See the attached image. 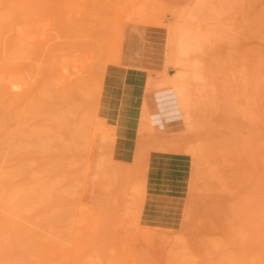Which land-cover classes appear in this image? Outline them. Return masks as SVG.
I'll return each instance as SVG.
<instances>
[{
	"label": "rangeland",
	"instance_id": "obj_1",
	"mask_svg": "<svg viewBox=\"0 0 264 264\" xmlns=\"http://www.w3.org/2000/svg\"><path fill=\"white\" fill-rule=\"evenodd\" d=\"M72 18L39 38L70 62L74 113L44 124L58 138L41 154L28 138L13 146L26 155L0 157V192L35 201L25 219L0 198V264L264 257V237L240 233L264 213V0H74ZM31 54L27 78L48 55Z\"/></svg>",
	"mask_w": 264,
	"mask_h": 264
},
{
	"label": "bare ground",
	"instance_id": "obj_2",
	"mask_svg": "<svg viewBox=\"0 0 264 264\" xmlns=\"http://www.w3.org/2000/svg\"><path fill=\"white\" fill-rule=\"evenodd\" d=\"M73 8L74 0H0V157L14 153L21 156L26 155L22 150L13 146L23 144L28 138L36 142L38 149L36 148L35 152L41 154L44 151V147L52 142H55L57 137L56 134V136L54 135L55 137L51 135L45 125L49 124L48 126H50V123H53L55 126L60 125L62 118H70V115L74 113V88L72 83L67 80L68 73L61 72L64 71L62 69H65L66 71L70 62L69 60H66L63 63H60L57 56L49 54L50 50L48 51L47 48L43 49V46H46L44 43L47 42L48 39L42 43L43 41L41 42L40 40L44 37L41 39L39 38L42 35L45 36L42 31V25H44V21L46 20L45 16H47L49 20V22L46 20L48 22V26L52 24H50V22H53V28L50 26L53 35L56 36L59 34L58 31L61 30L65 33L70 32L73 26ZM46 21L45 24L47 23ZM55 27L57 29L60 28L61 30H57ZM43 30L45 31L46 29L43 28ZM44 50L48 55H46ZM39 52L46 55V72L42 69L43 65H41L45 64L44 56L41 58V55L38 54L41 59L36 57V59H39L38 61H40L39 64L37 63V66H35L37 60L35 62V60H33L35 58L30 57L35 62L31 61L35 65H31L32 63H30L32 68L34 66L33 76L27 78L28 76L26 77L24 73L23 76L21 73L23 65H21L22 68L19 69L17 64H19V61L23 62L25 59L30 61L29 54L32 53L31 55H33ZM66 58H68V56ZM24 64V67H26L27 63ZM43 73H45L46 76L40 75ZM35 75H40V78L38 77L39 80H36V77H34ZM41 78L42 81L40 83ZM32 79L36 82L39 81L37 84L40 83V86L38 87L37 85L36 87L38 88L35 87L34 91L33 88L32 91H28L26 86L29 87L27 84H29ZM32 85L34 86V81ZM20 87H23V90L25 88V94L14 97L13 91ZM15 102L18 105L17 108L14 111L10 110L11 112H9L7 110L8 106H11L10 108L12 109L13 106L16 105ZM12 103H14L13 106ZM31 121H35V123H33L34 127L28 129L27 127H29V125L27 123ZM61 127L65 126L62 125ZM66 127L64 129L66 133H62L63 130L61 132L60 129V137L63 136L66 138L64 135L67 134L70 137L69 133L72 135L73 127L72 130H69V133ZM68 127V129H71L70 126ZM54 129L58 130L57 127ZM51 132L53 133L54 131L51 130ZM37 194L41 196L40 198H42L44 191L38 190ZM8 195V191L0 192V198L2 201L10 203L8 209L11 212L17 215L20 214L23 218L27 219L25 217L26 212L28 210H35L29 209L32 207L30 204L35 202L30 197H25L24 201H21L22 205H20L19 202H9L11 197L9 198ZM23 205L24 208L21 207ZM238 215L239 214L237 213L235 218L239 219L240 216L242 217L241 214L240 216ZM255 217L256 219L254 220ZM245 221L248 225L247 223H242H244L245 226L247 225V230L244 231L241 228L243 232L240 231V233L253 232L257 234V240H262L264 237V213L262 212L252 217V215L248 216L246 212ZM254 225H256V227H253ZM224 226H226V228L223 234L225 232L228 233L233 229L239 231L238 229L240 228L239 227L237 229L236 224L232 223H226ZM219 238L220 239L214 238L212 240L205 241V249L207 251L209 250V254L210 252L212 253V250H214V254L216 249L221 247V237L219 236ZM189 240L191 241V239ZM196 240L198 241L199 239L197 238ZM218 240L220 241L218 242ZM195 242L193 241L189 244L192 246ZM185 256L189 257V254L188 256ZM185 256H183V264H189L192 259L189 260L187 258V260H189L187 262L185 261ZM244 264H264V257L258 256L252 260H248V262Z\"/></svg>",
	"mask_w": 264,
	"mask_h": 264
}]
</instances>
